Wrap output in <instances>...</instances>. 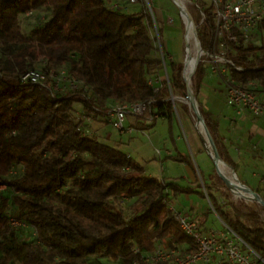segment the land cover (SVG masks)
Wrapping results in <instances>:
<instances>
[{
  "label": "trees",
  "instance_id": "16d2710c",
  "mask_svg": "<svg viewBox=\"0 0 264 264\" xmlns=\"http://www.w3.org/2000/svg\"><path fill=\"white\" fill-rule=\"evenodd\" d=\"M39 11H46V16L24 33L19 17ZM206 13L205 22H195L203 48L211 39L209 9ZM145 16L142 6L137 13H127L111 9L108 0H0V183L18 191L11 197L2 193L1 198L2 204L9 202L14 216L37 232L33 236L11 227L1 211L0 264H132L159 243L168 247L172 242L189 252L192 239L162 201L169 204L172 197L191 192L208 200L207 213L216 214L264 261L259 211L230 200L229 189L222 179L216 180V173L207 180L199 170L195 189L183 186L144 173V166L118 147L95 133L81 136L78 130L90 125L75 119V103L101 123L105 105L114 101H143L148 104L143 118L154 110L158 117L172 119L167 88L154 93L148 83L160 65ZM251 51L238 50L236 61L244 66L263 64V59L248 58ZM39 59L47 67L66 68L83 87L52 97L47 88L20 83V74L39 65ZM169 65L170 85L178 89L181 65ZM204 73L198 65L193 93L220 159L238 176L237 164L219 139L217 120L196 97ZM231 74L264 87V68L232 69ZM13 164H22L24 172L9 180L5 176ZM253 190L264 199L259 188Z\"/></svg>",
  "mask_w": 264,
  "mask_h": 264
},
{
  "label": "built area",
  "instance_id": "2783aa9c",
  "mask_svg": "<svg viewBox=\"0 0 264 264\" xmlns=\"http://www.w3.org/2000/svg\"><path fill=\"white\" fill-rule=\"evenodd\" d=\"M180 18L183 22V62L181 65V81L178 89H172L170 85V71L168 64L174 62L172 56L166 53L165 43L161 36V26L159 17L153 10L152 0H126L125 4L140 3L144 12V25L152 40L155 57L159 61V69L156 74L148 79V83L153 87L154 93L159 92L163 86L167 88L165 99L170 102L172 110L178 113L179 104H184L192 113L194 127L200 132L204 147L210 153V148L206 136L202 129L201 122L196 118L191 106V99L187 92L193 93L192 78L198 65L208 68L210 73L221 79L225 88V105L231 108L236 115L249 112L254 116L264 114V101L259 93L264 91V87L256 80L246 82L237 80L231 70L242 72L245 70H256L264 68L263 64L244 66L236 61L237 51L243 48H251L250 59L264 60V0H177ZM203 2V5L200 3ZM186 3L194 6L199 22H205L207 18L206 10L209 9L211 26V39L207 47H201L193 26V16L186 7ZM116 0H108L111 9H126V5ZM183 9H186L191 17L192 23H188ZM31 12H26L29 16ZM172 18L168 19L172 23ZM19 81L22 84H33L47 88L52 97L62 96L78 91L83 87V82L66 68H50L44 61L39 65L29 67L20 74ZM146 102L114 101L105 105L106 113L104 124L110 125L118 134H132L136 129V121L146 119L153 121L158 117L154 110L147 115ZM75 119L89 125L94 121L91 115L83 110H76ZM128 115L135 117L134 123H126ZM81 136L89 137L95 132L90 126L78 127ZM159 154V151H157ZM24 172L22 164H13L8 169V175L12 178H21ZM7 192L9 197L17 194L18 191L6 183L0 184V204L2 193ZM208 204L209 201L207 200ZM5 215L8 223L13 228H20L29 231L31 235L37 236L34 226L18 219L12 214L11 205ZM172 212V217L189 236L194 248L183 253L182 247L174 242L165 247L161 243L151 251L141 253L139 261L132 264H264V261L247 246L231 229L222 221L224 230L207 229L201 223L180 211L175 210L171 203L167 204ZM210 205V204H209ZM1 212V211H0ZM214 212V211H213ZM216 215V214H215ZM217 217V215H216ZM218 218V217H217ZM219 219V218H218ZM220 220V219H219ZM138 253V249L134 250ZM260 262V263H259Z\"/></svg>",
  "mask_w": 264,
  "mask_h": 264
},
{
  "label": "crops",
  "instance_id": "0c3cea01",
  "mask_svg": "<svg viewBox=\"0 0 264 264\" xmlns=\"http://www.w3.org/2000/svg\"><path fill=\"white\" fill-rule=\"evenodd\" d=\"M121 4H125V1L123 0ZM203 68L208 72L209 81L207 86L208 100L206 105L201 103V106L205 111H209L212 117L217 120L219 139L227 148L232 161L238 166L240 177L234 172L238 180L252 189L259 188L262 194H264V114L258 117L249 112L236 115L231 108L225 105L226 93L221 79L212 75L208 68ZM220 95L222 97L221 102L219 100ZM259 96L264 101V91L260 92ZM145 120L139 119L138 126L135 124L137 130L154 129L153 126L156 122L148 126L150 123H148L149 121L145 122ZM167 121L169 143H164V150L158 154L160 173L158 178L174 179L183 186H190L195 189L196 172L199 176L198 171L200 170L203 177L205 173L199 167L194 154H205L200 159L204 162H207L208 158L211 159V157L204 147L200 132L194 127L192 113L186 105L179 104L178 113L173 111L172 119H167ZM105 125L96 120L90 124V127L100 137L99 133ZM175 156L184 159L178 160L174 158ZM188 156L191 158L193 167L188 162ZM168 162L171 165H168ZM213 168L215 169L214 163ZM165 171L167 174L163 175ZM144 173L151 175L146 172L145 168ZM206 175L210 176L211 174L208 173ZM194 196L199 197L205 204L201 206L200 203L194 200ZM219 198L218 196V200L220 201ZM178 200L181 201L182 208L175 210L198 220L200 223L204 221L203 224L201 223L204 230L210 228L219 229L207 224L209 215L207 213L208 202L197 193L180 194L177 197H172L170 203L174 205Z\"/></svg>",
  "mask_w": 264,
  "mask_h": 264
},
{
  "label": "rangeland",
  "instance_id": "374dc122",
  "mask_svg": "<svg viewBox=\"0 0 264 264\" xmlns=\"http://www.w3.org/2000/svg\"><path fill=\"white\" fill-rule=\"evenodd\" d=\"M116 1L121 3L123 0H116ZM152 2H153V10L160 19L159 24L161 26V36L165 43L166 53L172 56L175 65L179 67L180 65H182L183 62V31H184L183 22L179 14V9L172 0H152ZM125 5H126V9L123 12L137 13L141 10V4L138 2L132 4L127 3ZM186 7L188 8L189 12L192 14L194 18L193 19L194 23L198 22V14L194 6L189 3H186ZM45 16H46V11L32 12L30 16H26V17L20 16L19 20L21 22V28L23 32L27 33L29 29L40 20L39 18H41L42 20V18ZM169 18H172L173 20L172 23L168 22ZM37 63L40 64L41 60L39 59L38 61H36L35 64ZM168 67L170 71L169 64ZM208 81H209V77H208V72L206 70L205 73L200 76V88H199L200 91L196 96L198 101L204 105H206L208 100V92H207ZM219 100L221 102L222 100L221 95L219 96ZM75 107L78 110H81L80 104L75 103ZM131 122L132 123L135 122V117H133L132 115H128L126 118V123L128 124ZM145 122L148 121L145 120ZM148 123L152 124V121H149ZM153 127H154L153 130H149V128H146L143 131L135 129L132 132V134L120 135L110 125L106 124L103 127L102 131L99 133L100 134L99 138L102 141L108 143L109 145L118 147L121 151L131 156L135 161L142 164L147 173L159 177L160 173H159V162H158L157 151L159 150V152L162 153V151L164 150L163 144L169 143L168 133H167L168 121L166 118L158 117ZM194 155L199 164V167L202 170H204L205 173L204 177L207 179L208 175L206 174L209 173L211 174L210 179H213L216 172L215 170L212 171L213 170L212 160L208 158L207 162H204L201 161L200 159L201 157H204L205 154L198 155L195 153ZM168 165H171L170 162H168ZM222 167L223 169L225 168L229 173V176H227V178L230 180H234L236 182V179L232 177L233 170L231 169V167L225 165L224 163H222ZM166 174L167 173L165 171L163 175ZM238 176L240 177L239 173ZM5 177L9 180L12 179V177H10L8 173H6ZM219 178L220 177L217 175L216 180H219ZM236 178L238 179L237 176ZM229 192H230V200H232L237 205L243 202L244 204L254 206V208L259 211L261 221H264V209L261 208L260 206H255L253 204L254 200L250 199L251 196H249L250 195L249 193H238L235 191L237 194L235 195L230 191V189ZM219 199L221 200V198ZM194 200L200 203L201 206L205 204V202L201 200L199 197L194 196ZM2 202L3 201L1 198L0 211L5 212L10 206L8 205L7 201H4L3 204ZM128 204H126L124 207L128 206ZM173 208L174 209L182 208L181 201L178 200L177 203H174ZM207 224L211 225L213 228H219L217 230H224L223 224L216 217L214 213H209Z\"/></svg>",
  "mask_w": 264,
  "mask_h": 264
},
{
  "label": "water",
  "instance_id": "95a60500",
  "mask_svg": "<svg viewBox=\"0 0 264 264\" xmlns=\"http://www.w3.org/2000/svg\"><path fill=\"white\" fill-rule=\"evenodd\" d=\"M175 5L181 9L180 5L178 4V1L177 0H172ZM180 6V7H179ZM184 12H185V15L187 17V21L188 23H192V17L190 15V13L186 10V9H183ZM193 30L196 31V28L193 26ZM188 95L190 96V99H191V106H192V109H193V112L195 113V116L196 118L201 122L202 124V129H203V132L206 136V139H207V142H208V145H209V148H210V157L214 163V167H215V171L217 173V175L220 177V179H222V181H224V183L227 185V187L230 189V191L232 192V189L230 188V186H234L238 189H240L241 191H243L244 193H249L251 195V200H254L256 201L257 203H259L263 208H264V199L261 197L260 194H258L255 190H253L252 188L248 187L247 185L243 184L242 182H240L236 176H235V173L234 171L232 172V177L234 179H236V182L234 180H230L228 179L227 177H225L217 168V162H222L224 163L220 157H219V154H218V151L215 147V144H214V141L209 133V130L208 128L206 127L205 123H204V119L199 111V108H198V103L196 101V98L194 96V94L190 93V92H187ZM225 164V163H224ZM226 165V164H225ZM233 193V192H232Z\"/></svg>",
  "mask_w": 264,
  "mask_h": 264
},
{
  "label": "bare ground",
  "instance_id": "6f19581e",
  "mask_svg": "<svg viewBox=\"0 0 264 264\" xmlns=\"http://www.w3.org/2000/svg\"><path fill=\"white\" fill-rule=\"evenodd\" d=\"M217 168H218V170L225 176V177H227V176H229V173L227 172V170L224 168L223 169V167H222V162H217ZM234 188V190L236 191V192H238V193H244L243 191H241L240 189H238V188H236V187H234V186H230V188L232 189V192L235 194V195H237L236 194V192L233 190V188ZM249 196H251V195H249ZM251 199V198H250Z\"/></svg>",
  "mask_w": 264,
  "mask_h": 264
}]
</instances>
